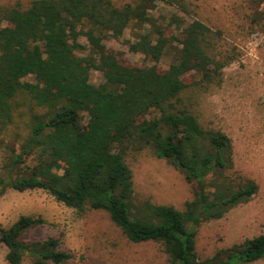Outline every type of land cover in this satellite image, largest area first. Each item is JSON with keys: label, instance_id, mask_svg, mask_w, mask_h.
<instances>
[{"label": "trees", "instance_id": "trees-1", "mask_svg": "<svg viewBox=\"0 0 264 264\" xmlns=\"http://www.w3.org/2000/svg\"><path fill=\"white\" fill-rule=\"evenodd\" d=\"M167 8L154 14L156 5ZM128 31V66L106 40ZM220 33L183 0H30L0 6V196L41 190L83 214L107 213L132 243L156 242L168 264H251L264 258V233L200 259L195 229L248 202L258 189L234 179L231 139L205 128L193 92L218 86L231 59L216 51ZM167 59L164 70L157 64ZM91 71L101 82L90 81ZM192 77L191 84L184 82ZM31 79V80H27ZM81 114L86 122L82 124ZM149 149L192 184L183 210L133 203L128 151ZM45 221L19 216L0 225L8 264H66L58 237L25 241Z\"/></svg>", "mask_w": 264, "mask_h": 264}, {"label": "rangeland", "instance_id": "rangeland-1", "mask_svg": "<svg viewBox=\"0 0 264 264\" xmlns=\"http://www.w3.org/2000/svg\"><path fill=\"white\" fill-rule=\"evenodd\" d=\"M29 1L0 0V6L16 2L24 6ZM134 1L113 0L116 6ZM183 3L192 16L220 33L216 51L231 59L223 68L220 85L199 92L190 89L192 110L201 126L219 129L231 139L234 166L230 175L236 180H253L258 187L248 202L195 229L194 251L203 259L264 233V0H183ZM166 11L160 4L153 8L155 15ZM129 39L126 31L119 40H106L104 44L107 50L119 54L125 65H150L141 56L128 52ZM167 63V59H162L157 64L158 70H164ZM90 81L101 82L100 73L91 71ZM192 81V77L184 78L186 84ZM80 120L82 124L86 122L85 114H81ZM124 159L132 173L135 205L147 201L183 210L184 203L192 199V184L149 149L128 151ZM1 160L0 151V166ZM22 215L45 221L25 233L23 239L58 237L62 248L72 255L66 264H168L159 243L128 241L104 211L78 214L41 190H8L0 196L1 226H10ZM5 254L6 248L0 245V264H8ZM22 264H29V260ZM251 264H264V258Z\"/></svg>", "mask_w": 264, "mask_h": 264}]
</instances>
